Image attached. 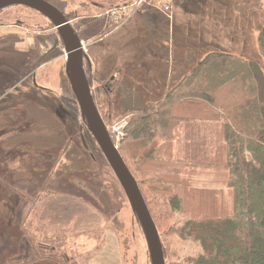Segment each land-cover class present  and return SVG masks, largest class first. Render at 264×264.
Wrapping results in <instances>:
<instances>
[{
  "label": "rangeland",
  "instance_id": "obj_1",
  "mask_svg": "<svg viewBox=\"0 0 264 264\" xmlns=\"http://www.w3.org/2000/svg\"><path fill=\"white\" fill-rule=\"evenodd\" d=\"M67 1L94 102L118 150L130 116L124 111L158 99L176 83L170 80L174 59L186 67L209 51L234 53L255 63L264 82L257 34L264 0H149L135 10L123 8L134 0ZM12 10L0 11V87L8 92L0 100L9 98L0 105V168L10 170L0 180V264H151L135 213L80 115L64 50L52 49L55 29L36 11ZM39 63L36 81L44 88L34 92L28 73ZM21 101L28 117L19 122V105L11 114ZM202 123L192 138L178 127L171 152L164 153L171 162L167 174H183L172 195L142 187L166 264L211 256L190 236L195 224L179 209L183 187L216 194L224 220H236L223 165L186 168L187 150L223 154L214 122Z\"/></svg>",
  "mask_w": 264,
  "mask_h": 264
},
{
  "label": "trees",
  "instance_id": "obj_2",
  "mask_svg": "<svg viewBox=\"0 0 264 264\" xmlns=\"http://www.w3.org/2000/svg\"><path fill=\"white\" fill-rule=\"evenodd\" d=\"M257 34L264 57V25ZM173 61L177 67L171 70L170 80L176 83L158 99L124 111L130 116L123 128L119 152L145 202L142 187L172 195L174 188L183 183V174H167L171 162L164 153L171 152L176 129L181 126L184 137L192 138L203 126L202 122H214L223 154L216 150L217 157L209 158L202 150H187L185 160L190 167L186 168L223 165L232 189V216L236 220H224L226 215L216 194L205 188L183 187L179 209L188 213L190 222L195 224L194 231L189 229L190 236L211 251L206 260L199 255L183 264H264V82L258 67L237 54L222 51H209L192 66L184 67L182 60ZM8 100L0 105H6ZM27 109L26 106L18 109L22 121L28 117ZM14 113L15 110L11 115ZM64 135L65 131L60 132V139ZM68 145L69 139L60 151L65 153ZM210 155L215 156L214 152ZM8 171L2 165L1 181ZM142 174L145 178L140 179ZM148 210L150 213L149 207ZM196 225L206 226L207 233L196 229Z\"/></svg>",
  "mask_w": 264,
  "mask_h": 264
},
{
  "label": "water",
  "instance_id": "obj_3",
  "mask_svg": "<svg viewBox=\"0 0 264 264\" xmlns=\"http://www.w3.org/2000/svg\"><path fill=\"white\" fill-rule=\"evenodd\" d=\"M23 4L40 11L58 30L66 53L65 75L78 104L80 115L101 153L113 171L128 200L130 208L141 226L151 264H165L159 233L149 213L138 183L124 162L117 146L104 124L94 103L83 68L84 52L81 41L63 15L43 0H0V8ZM82 139V137H81ZM83 141V140H82Z\"/></svg>",
  "mask_w": 264,
  "mask_h": 264
},
{
  "label": "flooded vegetation",
  "instance_id": "obj_4",
  "mask_svg": "<svg viewBox=\"0 0 264 264\" xmlns=\"http://www.w3.org/2000/svg\"><path fill=\"white\" fill-rule=\"evenodd\" d=\"M43 1H45L46 3H48L50 6H52V7H54L56 10H58L62 15H63V17L67 20V22H68V24L71 26V28L73 29V31H74V33L76 34V31H75V29H74V27L72 26V22H73V18H71L70 19V12H71V10H68V7H69V5H68V1L67 0H43ZM72 4V3H71ZM117 5V4H116ZM115 5V6H116ZM3 9H13L12 11L14 12V13H20V12H22L23 10H27V9H30V10H33V11H36V12H38V14H40L41 16H43L44 18H46L47 20H48V22L51 24V27H53L54 29H55V31H56V35H57V38L54 40V44H53V46H52V49H55V48H57L58 46H60L61 45V47L63 48V50H64V55H65V61H66V53H65V49H64V44H63V41L61 40V38H60V35H59V32H58V30H56V28L54 27V25H53V23L45 16V15H43L40 11H38L37 9H34V8H32V7H30V6H26V5H23V4H11V5H8V6H4V7H1L0 8V11L1 10H3ZM22 10V11H21ZM68 15V16H67ZM101 15H103V12L101 13ZM105 16V15H104ZM77 30V29H76ZM77 36H78V34H76ZM79 38V37H78ZM80 39V38H79ZM26 54H27V56H26V58H28V51L27 52H25ZM84 59L86 60L87 59V56H86V54H84V57H83V65H84ZM26 63H27V61H26ZM82 65V66H83ZM41 66V64L39 63V64H35L33 67H32V69H31V71L28 73L29 75H28V79L29 80H31V85L34 87L33 88V91L34 92H36L37 90H40L39 88H38V86L39 87H43L42 85H40V84H38V82L36 81V79H37V77H38V72H40V70L38 71V68ZM35 68V69H34ZM83 68H84V72H85V67L83 66ZM64 72H65V63H64ZM31 73V74H30ZM66 76V75H65ZM85 76H86V78H87V75H86V72H85ZM87 80H88V78H87ZM88 83H89V85H90V82H89V80H88ZM44 88V87H43ZM91 88V87H90ZM4 88H2V87H0V93L1 94H8V92L7 91H5L4 92V90H3ZM37 89V90H36ZM70 90H71V88H70ZM30 93H33L32 91H29ZM38 92V91H37ZM6 94V95H7ZM5 96L3 95L2 97H1V100H0V102L3 100V98H4ZM20 106V108H22V105L23 106H25L24 105V103L23 102H18L17 104H16V107L14 108V110L17 108V106ZM22 119V118H21ZM20 118H18V121H20L21 120ZM28 122V121H27ZM3 133H5V131L4 130H2V128H0V137L2 136V134Z\"/></svg>",
  "mask_w": 264,
  "mask_h": 264
},
{
  "label": "built area",
  "instance_id": "obj_5",
  "mask_svg": "<svg viewBox=\"0 0 264 264\" xmlns=\"http://www.w3.org/2000/svg\"><path fill=\"white\" fill-rule=\"evenodd\" d=\"M146 1H147V0H135L134 4H135V6H139V5H141V3L143 4V3H145ZM165 8L167 9L168 7L165 6Z\"/></svg>",
  "mask_w": 264,
  "mask_h": 264
}]
</instances>
